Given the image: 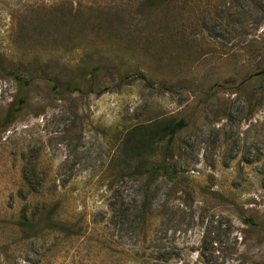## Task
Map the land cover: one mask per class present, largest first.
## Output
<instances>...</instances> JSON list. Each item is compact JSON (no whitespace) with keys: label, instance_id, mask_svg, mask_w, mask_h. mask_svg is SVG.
Returning <instances> with one entry per match:
<instances>
[{"label":"rangeland","instance_id":"obj_1","mask_svg":"<svg viewBox=\"0 0 264 264\" xmlns=\"http://www.w3.org/2000/svg\"><path fill=\"white\" fill-rule=\"evenodd\" d=\"M0 60V264H264V0H0Z\"/></svg>","mask_w":264,"mask_h":264},{"label":"trees","instance_id":"obj_2","mask_svg":"<svg viewBox=\"0 0 264 264\" xmlns=\"http://www.w3.org/2000/svg\"><path fill=\"white\" fill-rule=\"evenodd\" d=\"M1 62L2 61L0 60V64ZM14 79L19 85V91H18V94L14 96V101L12 102L10 106L11 111L5 116V122L7 121V119L12 118L16 111L21 109V107L25 104L26 99H27L26 91L29 85V81L22 80L18 77ZM76 84H78V82H76ZM75 90L78 91L79 89L76 88ZM184 125H185L184 122L180 120L177 122H172V123L170 122V123L161 125L159 127H156V129L153 131V135L155 137L157 136L159 140L167 139V141L163 147L161 160L156 164H152V165L148 164L143 168L144 171H146L150 175L149 181L151 180V178H153L154 175L156 176L158 174L164 178H168V173L170 170V164H169V159H168L170 155V150H171L170 143L173 140L176 133L180 131L184 127ZM136 173H138L137 169H134L132 174H136Z\"/></svg>","mask_w":264,"mask_h":264}]
</instances>
